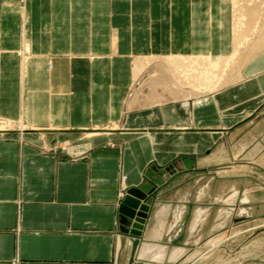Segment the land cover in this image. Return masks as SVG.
<instances>
[{
	"label": "crops",
	"instance_id": "obj_1",
	"mask_svg": "<svg viewBox=\"0 0 264 264\" xmlns=\"http://www.w3.org/2000/svg\"><path fill=\"white\" fill-rule=\"evenodd\" d=\"M232 20V0H0V120L13 126L0 130V264L214 259L222 211L218 192L205 208L204 178L219 179L223 132L264 105V16L232 60L233 81L189 112L150 103L140 65L230 55ZM258 134L223 146L249 148L252 159L264 150ZM237 166L264 174L251 161ZM130 187L152 190L139 235L120 223ZM227 205L234 223L251 217Z\"/></svg>",
	"mask_w": 264,
	"mask_h": 264
},
{
	"label": "rangeland",
	"instance_id": "obj_2",
	"mask_svg": "<svg viewBox=\"0 0 264 264\" xmlns=\"http://www.w3.org/2000/svg\"><path fill=\"white\" fill-rule=\"evenodd\" d=\"M244 43L245 40L240 48L243 47ZM144 60L150 61V59ZM151 68H147L146 70H150ZM134 86L135 83L133 87ZM144 92L147 91L144 90L143 93ZM261 113L264 115V105L246 114L245 118L251 116L252 123L247 121L233 127L228 134H226L227 131L223 132L224 137H220L218 143L219 150L221 151V158L217 160L218 162L214 160V164L219 163L220 166L219 179L218 181H214L212 185L210 180L204 178L205 191L203 202L205 208L208 207L207 203L211 200V196L207 194H211L212 192L219 193L220 208H226L221 210L222 212L219 216L220 226L223 227L221 228L219 238H216V241L219 240V248H216L214 259L206 260L205 258L204 264H264V174H260L255 170H252V172L244 171L237 166L239 163L251 161L254 164L264 167V150L257 152L252 159L247 160L246 153L249 148L233 154V149L229 151L226 149L227 144H225V147L223 146V142L229 140V136L230 143L233 142V144L248 138L250 132L257 134L259 138V131L261 130L264 132V118L260 119L258 116ZM12 128V123L6 125L0 123V130ZM221 147H224L223 150ZM208 156L205 154L202 160L206 161ZM211 161L212 159L208 162ZM228 163H234L232 165L235 168H232L230 166L231 164L227 166ZM178 183L177 178H174V180L170 182V185L173 186ZM233 190H236V192H233ZM227 197L232 198V200L224 202V199ZM145 202L149 204V199L147 198ZM227 204H236L237 210L235 214H248L251 217L247 219L237 216L236 222L234 223L230 220L234 212L230 210L229 214H225V210L229 209ZM207 246L210 247L211 245L208 243ZM204 251L203 253L207 252L206 249ZM191 263L192 262L184 264Z\"/></svg>",
	"mask_w": 264,
	"mask_h": 264
},
{
	"label": "bare ground",
	"instance_id": "obj_3",
	"mask_svg": "<svg viewBox=\"0 0 264 264\" xmlns=\"http://www.w3.org/2000/svg\"><path fill=\"white\" fill-rule=\"evenodd\" d=\"M263 1L232 0V45L234 48L232 54L218 55L217 57L208 55H171L161 60H155L154 63H152L154 64L152 70L148 71L149 76L147 81L142 84V87L146 84V87L154 91L155 95L151 96L150 103H154V105L157 106L161 105L160 103H162L163 100L166 101L170 99L172 102H178V105H181L176 106L173 104L171 106L172 113L177 111V107H182L185 111L189 112L191 110V104L195 106L207 102L209 99L207 95L209 96L210 93L215 90H219L231 83L233 81L231 69H233L232 67L234 64L232 60L235 55L239 54L238 50L240 46L251 31L260 26V21L264 16ZM149 63L150 61H144L140 66L148 68ZM140 66L134 69V75L137 73ZM236 68L237 66H235V69ZM236 71H238V69ZM141 76L142 71L137 73L134 79L140 78ZM142 90L143 89L140 88L139 91L142 92ZM130 99L132 100L133 98ZM131 100L130 104L134 99ZM130 107L131 105H129L128 108L130 109ZM230 200H232V198L227 197L224 199V202H229ZM225 214H229V211L227 212V210H225ZM161 227V222L154 225L151 230V236L155 239L159 238L161 235ZM149 244L150 245L146 247L148 249L152 247L154 243L150 241ZM171 254H176V250H173ZM158 257H161V252L156 255V258Z\"/></svg>",
	"mask_w": 264,
	"mask_h": 264
},
{
	"label": "water",
	"instance_id": "obj_4",
	"mask_svg": "<svg viewBox=\"0 0 264 264\" xmlns=\"http://www.w3.org/2000/svg\"><path fill=\"white\" fill-rule=\"evenodd\" d=\"M151 191H144L140 187H130L126 190L118 206L120 223L124 231L140 234L149 210V205L145 201ZM128 226L130 229H127Z\"/></svg>",
	"mask_w": 264,
	"mask_h": 264
},
{
	"label": "built area",
	"instance_id": "obj_5",
	"mask_svg": "<svg viewBox=\"0 0 264 264\" xmlns=\"http://www.w3.org/2000/svg\"><path fill=\"white\" fill-rule=\"evenodd\" d=\"M0 123L6 125V124H8L9 122L4 121V120H0Z\"/></svg>",
	"mask_w": 264,
	"mask_h": 264
}]
</instances>
